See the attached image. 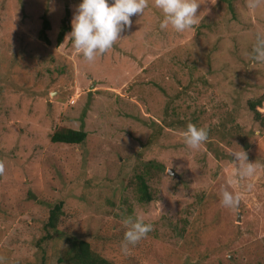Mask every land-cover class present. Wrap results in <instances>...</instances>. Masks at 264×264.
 Masks as SVG:
<instances>
[{
  "label": "rangeland",
  "instance_id": "obj_1",
  "mask_svg": "<svg viewBox=\"0 0 264 264\" xmlns=\"http://www.w3.org/2000/svg\"><path fill=\"white\" fill-rule=\"evenodd\" d=\"M81 2L0 0L4 264H63L71 238L112 264H264V167L227 183L239 147L264 165V130L246 104L264 97V63L248 55L264 34V5L197 0L199 23L177 33L160 29L163 14L149 0L89 63L65 41ZM64 18L69 31L57 44ZM189 122L208 130L199 150L183 142ZM62 128L84 140L51 143ZM147 167L160 172L147 177ZM222 187L241 194L236 210L221 205ZM129 215L153 230L125 255Z\"/></svg>",
  "mask_w": 264,
  "mask_h": 264
},
{
  "label": "clouds",
  "instance_id": "obj_2",
  "mask_svg": "<svg viewBox=\"0 0 264 264\" xmlns=\"http://www.w3.org/2000/svg\"><path fill=\"white\" fill-rule=\"evenodd\" d=\"M264 5V0H246V7L255 11ZM200 4L197 0H154V7L163 14L159 27L161 30L171 27L177 33L193 28L199 23L197 14ZM149 7V0H82L75 7L71 21V32L65 36V41H71L73 49L82 54L85 61L94 62L112 49L121 33L131 28V17L143 16ZM253 61L264 63V34L257 33L251 53L248 54ZM183 142L191 150H199L208 140V130L197 127L192 123L186 125L181 133ZM239 151H232L231 163L235 167V176L227 181L234 185L254 177L257 170L264 165L249 162L246 151L239 147ZM5 174V164L0 161V176ZM251 187V185H249ZM220 203L223 207L236 210L241 202V194L233 193L222 187ZM122 223L126 229L121 241V251L127 255L130 246L135 247L149 232L153 230L151 224H145L141 216L129 215L123 218ZM0 264H4V257L0 256Z\"/></svg>",
  "mask_w": 264,
  "mask_h": 264
},
{
  "label": "trees",
  "instance_id": "obj_3",
  "mask_svg": "<svg viewBox=\"0 0 264 264\" xmlns=\"http://www.w3.org/2000/svg\"><path fill=\"white\" fill-rule=\"evenodd\" d=\"M42 29L46 27V21L42 23ZM69 31V24L67 18H64L61 22V27L59 29L58 35L56 37V43L60 44L64 34ZM42 40L47 42L45 35L42 36ZM264 97L260 96L254 101H247V108L252 113V118L254 122H256L259 127L264 130ZM263 102V108H261V103ZM85 134L82 131H74L70 129H56L50 135V142L51 143H58V144H68V145H76L81 143L84 140ZM158 167H156L155 171L150 172V168L147 167L145 170L146 176H155L159 174L160 170L158 171ZM138 180L140 191L145 192L146 187L144 185L143 177L139 176L136 178ZM146 194V195H145ZM143 194V200H148V194ZM61 204H57L53 207L52 210L49 212V216L47 219V227L53 229L54 222L57 220L56 215L60 212ZM58 262L63 264H112L111 262L106 261L105 259L101 258L97 254L93 253L89 249L88 243L86 241L71 238L68 241V248L64 252L63 258H60Z\"/></svg>",
  "mask_w": 264,
  "mask_h": 264
},
{
  "label": "water",
  "instance_id": "obj_4",
  "mask_svg": "<svg viewBox=\"0 0 264 264\" xmlns=\"http://www.w3.org/2000/svg\"><path fill=\"white\" fill-rule=\"evenodd\" d=\"M167 173H168L169 175L174 176V174H173L170 170H168Z\"/></svg>",
  "mask_w": 264,
  "mask_h": 264
}]
</instances>
